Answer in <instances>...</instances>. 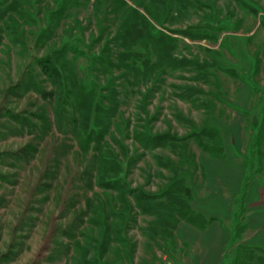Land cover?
Wrapping results in <instances>:
<instances>
[{
  "label": "rangeland",
  "instance_id": "1",
  "mask_svg": "<svg viewBox=\"0 0 264 264\" xmlns=\"http://www.w3.org/2000/svg\"><path fill=\"white\" fill-rule=\"evenodd\" d=\"M124 4L116 12L114 0H0V264H209L211 245L195 240L185 221L162 227L136 206L135 193H162L175 171L191 188L194 210L219 214L228 235L224 264L250 246L245 213L259 203H246L247 190L254 177L264 180V0ZM129 8L145 17L175 65L158 63L152 46L125 50L115 40ZM104 47L116 65L105 62L102 72ZM44 58L73 67L93 90L82 133L71 108L57 115ZM210 127L223 139V157L199 145ZM91 130L102 133V152L116 164L99 163L93 141L82 144ZM158 133L190 137L153 149L137 140ZM117 174L123 189L102 185ZM68 228L75 238L63 234Z\"/></svg>",
  "mask_w": 264,
  "mask_h": 264
},
{
  "label": "trees",
  "instance_id": "2",
  "mask_svg": "<svg viewBox=\"0 0 264 264\" xmlns=\"http://www.w3.org/2000/svg\"><path fill=\"white\" fill-rule=\"evenodd\" d=\"M114 3H116V6L114 5L116 12L120 11V9L125 7L124 0H114ZM129 9L130 12L127 13L126 18L123 19V21L119 25V34L116 36L115 40L117 39V41L125 50H129L134 45L140 44L141 42L145 46H152L153 50H155L154 52L158 57V63L165 62V64L169 66L175 65L174 61L170 60L172 57L168 53V50H163V48L160 47L159 35L152 34L147 30L149 25L145 17L141 15L137 10L131 8ZM184 34L192 39L204 37L199 33ZM112 55V48L104 47L103 54L101 56L102 58L99 59V62H101L102 64V72L107 71L104 68V64H106L105 62H107L108 67H113L114 65H116V62L113 61ZM122 57H124V54L117 55V59L119 60V62L123 61ZM51 64L52 62L49 58H44L40 61V65L43 72L46 76H48V78H51V80L53 79V85L56 87V93H54V95H56L57 98V115L61 114V116L63 115V118L72 110L74 112V118L72 119L71 114V119L74 120V125L77 130V124L80 125L79 129L82 133L84 128L90 122L92 109H94V92L93 90L86 88L82 83L77 80V77L74 74L73 67L71 71L65 64H62L61 67H59L56 63H54V66H51ZM225 71L228 73L232 72V70L230 69H225ZM38 92H40L45 97H47V95H52V92L46 93L45 91L41 90H39ZM72 98L73 100H71ZM69 108H71V110ZM97 110L104 109L99 106ZM106 110L109 111L111 110V108ZM107 112H105V114ZM40 120H42L43 123L48 127L49 122L47 118L41 117ZM101 134L102 133H96V131L91 130L86 135H82V144H91V142L93 141L94 157H96L97 161L99 163H108L109 165L116 164L117 162L108 155V152H102L103 148L101 143L104 137H102ZM200 134L204 137V139L207 140L206 141L204 139H199V145L206 152L216 157L224 156L223 139L221 138L220 133L215 128H204L203 130H201ZM189 137L190 136L186 137L185 139ZM185 139H178L174 136L171 137L170 134L166 133H158V135H137V140L144 148L152 149L164 146L174 147L175 141L180 140L181 142H184ZM179 147L183 149L181 160L185 159L186 161L184 162L187 163L186 145L183 144ZM165 165L169 168L170 166H172V161L169 160L168 163ZM100 172L103 173L102 170ZM171 180L172 181H170L167 188L160 194H147L143 191H138V193H135L136 206L142 213L156 216L158 223L162 227H164V225L166 223H169L168 221L171 220L172 223L169 225H171L172 228H176L180 221H186L202 230L217 219L207 218L202 213H198L194 210L193 206H191L190 203V200L193 196L191 188L184 177L178 176L177 171H175V176ZM101 183L103 186L115 190L123 189V187L125 186L124 180H122V178L120 179V176L118 174L113 179L109 178V180L105 182L104 180H102ZM74 231L75 228H73L72 230L68 228L63 230V234L67 238L73 239L75 238ZM161 232L162 234L166 233L165 228H162ZM105 242L106 241L103 240L101 245L105 244ZM257 252H259L260 254ZM235 256L236 258L233 264H247L250 262H253V264H256L257 262L264 263V249L256 246H239Z\"/></svg>",
  "mask_w": 264,
  "mask_h": 264
},
{
  "label": "crops",
  "instance_id": "3",
  "mask_svg": "<svg viewBox=\"0 0 264 264\" xmlns=\"http://www.w3.org/2000/svg\"><path fill=\"white\" fill-rule=\"evenodd\" d=\"M241 183L242 179L240 177L239 187H242ZM247 192L249 198L247 199L246 203L248 205L259 203L260 205L258 204V206H253V209L246 210L244 219L246 226L244 238L250 241L247 242V244L250 246H256L264 249V180L259 177H254L249 183ZM222 207L220 208L221 212L219 213L225 214L226 210H224ZM195 209L196 212L202 213L207 218H216L215 216L219 215L216 213L215 209L209 207ZM185 223L192 228V232L196 236L195 240L199 238L203 244L211 245L213 259L211 262L208 261L209 264H224L223 250L226 245L228 235L227 230L224 228L221 221L217 218L214 220V222L202 230L193 224H190L189 222L185 221ZM185 238L188 240L189 237L185 236ZM191 241L193 242V236ZM197 242L198 241H196V243ZM196 264H199V262Z\"/></svg>",
  "mask_w": 264,
  "mask_h": 264
}]
</instances>
